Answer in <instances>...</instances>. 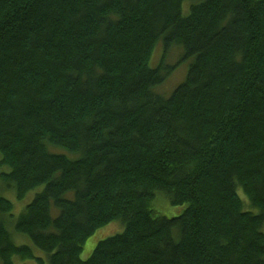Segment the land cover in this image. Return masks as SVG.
Here are the masks:
<instances>
[{
    "label": "trees",
    "instance_id": "obj_1",
    "mask_svg": "<svg viewBox=\"0 0 264 264\" xmlns=\"http://www.w3.org/2000/svg\"><path fill=\"white\" fill-rule=\"evenodd\" d=\"M0 182V264H264V0H0Z\"/></svg>",
    "mask_w": 264,
    "mask_h": 264
},
{
    "label": "rangeland",
    "instance_id": "obj_2",
    "mask_svg": "<svg viewBox=\"0 0 264 264\" xmlns=\"http://www.w3.org/2000/svg\"><path fill=\"white\" fill-rule=\"evenodd\" d=\"M162 50H163V45L161 42H158L157 45L154 48L152 57L149 61V64L151 67H155L158 65L159 61L161 60L162 56ZM181 54V50L179 47H172L168 52H167V57L165 58V62L167 64H174L177 62V59L179 55ZM187 65L188 63H182L181 65H178L177 68L174 70V72L169 76V78L161 85L155 88L156 92L168 96L171 94L173 89L180 84L184 79H185V74L187 70ZM54 151H58L54 149ZM2 170V169H1ZM4 171H8L7 168L4 167ZM41 190V187L30 191L27 193L26 197L23 200H18L15 196V193L13 190L7 189L1 182H0V195L6 197L13 203V211L12 214L17 216L19 212L24 208L26 204H28L35 192ZM238 194L241 197V199L246 203L245 207H248V201L243 192L238 189ZM186 204L183 205H178V206H173L170 204L168 198L165 195L157 194L152 202V208L167 217H174L180 214L186 207ZM256 212V211H254ZM11 229V228H10ZM124 231V225L120 221H112L109 224L98 228L91 236H89L86 241L84 242L83 249L81 251L80 257L81 259L85 260L87 259L94 247L96 246L97 242L100 240H103L107 237L114 236L116 234H120ZM263 232H264V227H263ZM13 239L16 244H28L31 245L30 241L28 238L25 236H22L16 232H14ZM32 246V245H31ZM34 255L36 257H41L43 259H47V256L44 252L38 250L34 246H32ZM13 264H38L35 260H20L19 258L15 257L13 260ZM45 264H48L45 262Z\"/></svg>",
    "mask_w": 264,
    "mask_h": 264
}]
</instances>
